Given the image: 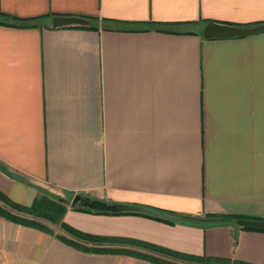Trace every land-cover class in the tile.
<instances>
[{
	"label": "crops",
	"instance_id": "crops-1",
	"mask_svg": "<svg viewBox=\"0 0 264 264\" xmlns=\"http://www.w3.org/2000/svg\"><path fill=\"white\" fill-rule=\"evenodd\" d=\"M0 12L44 17L0 22V192L58 197L65 224L100 238L0 216V264H264V231L186 218L264 220V30L202 36L208 22L264 25V0H0ZM75 195L148 210H82Z\"/></svg>",
	"mask_w": 264,
	"mask_h": 264
},
{
	"label": "trees",
	"instance_id": "trees-1",
	"mask_svg": "<svg viewBox=\"0 0 264 264\" xmlns=\"http://www.w3.org/2000/svg\"><path fill=\"white\" fill-rule=\"evenodd\" d=\"M44 17H38L36 19H29V20H19L16 18L9 19L4 15L2 12H0V22H8L9 20L15 21L17 23H24V25H36ZM74 208L76 205L73 206ZM66 209V206L62 203L61 199L53 198L49 195H39L37 196L33 202L29 206H24L21 204H18L12 200H10L6 195L0 192V216L5 217L6 219H9L11 221L22 223L25 225H30L39 229H43L48 232H52V229H50L47 225L39 221L46 220L53 224H56L60 226L62 229L70 232L76 237L79 238H86L92 241H98L100 240L99 237L89 236L85 235L81 232H78L71 227H69L67 224H65L62 221V215ZM82 210H88L92 212L97 213H115V212H109V211H101V210H92L88 208H80ZM19 213L29 215L31 217H27L24 215H20ZM186 218H189L193 221H212V222H234L236 218H244L242 216H233V215H217V214H208L204 216L203 218L200 217H189L186 216ZM246 229H253V230H262L264 229H257V228H247ZM60 240L68 243L69 245L75 246L80 248L78 244L66 239L62 235H56Z\"/></svg>",
	"mask_w": 264,
	"mask_h": 264
},
{
	"label": "water",
	"instance_id": "water-1",
	"mask_svg": "<svg viewBox=\"0 0 264 264\" xmlns=\"http://www.w3.org/2000/svg\"><path fill=\"white\" fill-rule=\"evenodd\" d=\"M50 23L52 27H60L70 25H87L89 21L87 19L74 16H53ZM260 30H264V25L238 27L233 25L208 22L202 28V36L204 38L243 36ZM71 204H79L92 210L109 212L148 210L143 209L142 207L137 205L108 203L101 200H90L80 195H75L71 201ZM234 222L236 225L241 227L264 229V220L236 218Z\"/></svg>",
	"mask_w": 264,
	"mask_h": 264
},
{
	"label": "rangeland",
	"instance_id": "rangeland-1",
	"mask_svg": "<svg viewBox=\"0 0 264 264\" xmlns=\"http://www.w3.org/2000/svg\"><path fill=\"white\" fill-rule=\"evenodd\" d=\"M20 215H24V216H27V217H31V216H29V215H26V214H22V213H19ZM39 221H41L42 223H44V224H46V225H50V226H55V225H53V223H51V222H49V221H46V220H41V219H39Z\"/></svg>",
	"mask_w": 264,
	"mask_h": 264
}]
</instances>
